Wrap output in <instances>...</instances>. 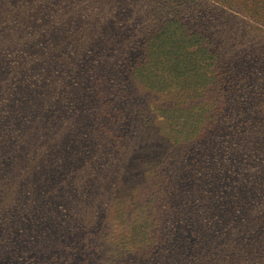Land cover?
<instances>
[{"label":"trees","instance_id":"1","mask_svg":"<svg viewBox=\"0 0 264 264\" xmlns=\"http://www.w3.org/2000/svg\"><path fill=\"white\" fill-rule=\"evenodd\" d=\"M243 16L264 0H0L1 261L115 218L120 264H264V28ZM135 92L156 138L124 127Z\"/></svg>","mask_w":264,"mask_h":264},{"label":"rangeland","instance_id":"2","mask_svg":"<svg viewBox=\"0 0 264 264\" xmlns=\"http://www.w3.org/2000/svg\"><path fill=\"white\" fill-rule=\"evenodd\" d=\"M212 6H199L191 15L195 20L208 22L211 20V16L219 15L209 8ZM162 7L165 8L164 3ZM243 17L248 20L250 26L264 28V24L246 16ZM150 105L151 96H145L140 92H135L126 100L123 99L121 107L125 116L123 122L125 129L141 135L144 139L156 138L158 135L157 115L149 110ZM146 109L148 110L145 111ZM1 170L10 173L14 169L8 159H2L0 161ZM129 232L131 233L130 228L128 231L124 223L110 218L91 226L88 230L60 238L56 246L54 245L55 241L40 242L42 244L36 246L38 249L29 250L21 256L14 255L11 259L0 260V264H120L123 260L118 258L115 261L114 258L120 248V238L125 239ZM129 258L130 256H127L125 260H129Z\"/></svg>","mask_w":264,"mask_h":264}]
</instances>
